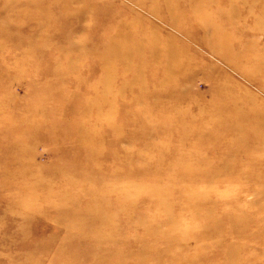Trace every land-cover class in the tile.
<instances>
[{
	"label": "rangeland",
	"instance_id": "obj_1",
	"mask_svg": "<svg viewBox=\"0 0 264 264\" xmlns=\"http://www.w3.org/2000/svg\"><path fill=\"white\" fill-rule=\"evenodd\" d=\"M0 264H264V0H0Z\"/></svg>",
	"mask_w": 264,
	"mask_h": 264
},
{
	"label": "bare ground",
	"instance_id": "obj_2",
	"mask_svg": "<svg viewBox=\"0 0 264 264\" xmlns=\"http://www.w3.org/2000/svg\"><path fill=\"white\" fill-rule=\"evenodd\" d=\"M124 48H125V46H124ZM129 49V48H128ZM126 50V51H124V53H123V58L122 59H124V58H126L127 56H129L128 54H129V51L130 50ZM120 58V57H119ZM153 58V57H152ZM124 61V60H123Z\"/></svg>",
	"mask_w": 264,
	"mask_h": 264
}]
</instances>
